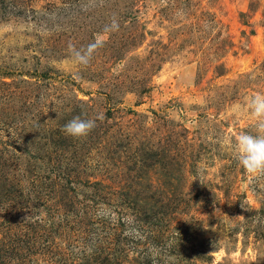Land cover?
<instances>
[{"label": "rangeland", "instance_id": "obj_1", "mask_svg": "<svg viewBox=\"0 0 264 264\" xmlns=\"http://www.w3.org/2000/svg\"><path fill=\"white\" fill-rule=\"evenodd\" d=\"M254 92L264 0H0V264H264Z\"/></svg>", "mask_w": 264, "mask_h": 264}, {"label": "clouds", "instance_id": "obj_2", "mask_svg": "<svg viewBox=\"0 0 264 264\" xmlns=\"http://www.w3.org/2000/svg\"><path fill=\"white\" fill-rule=\"evenodd\" d=\"M118 26L113 20L110 28L115 30ZM100 43L101 41L97 40L83 49H73L70 45L69 50L76 63L87 65L93 50ZM233 110L250 113L254 121L252 130L241 131L235 136L231 145L234 158L248 174L252 176L264 174V92H254L245 97L243 106L237 104ZM103 118L102 113H98L95 118L74 116L63 125L62 131L71 137H84L96 126V120Z\"/></svg>", "mask_w": 264, "mask_h": 264}, {"label": "trees", "instance_id": "obj_3", "mask_svg": "<svg viewBox=\"0 0 264 264\" xmlns=\"http://www.w3.org/2000/svg\"><path fill=\"white\" fill-rule=\"evenodd\" d=\"M103 242L105 243V241H103ZM106 243H109V242L106 241ZM105 246H106V248L109 247L108 245H105ZM96 247L99 248V249H103L101 246L100 247L96 246ZM75 263H76V260L74 258H71V259H69V261L66 264H75ZM119 263H120V261H119Z\"/></svg>", "mask_w": 264, "mask_h": 264}]
</instances>
